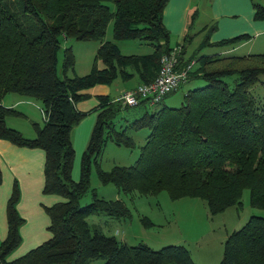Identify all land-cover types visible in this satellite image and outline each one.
Wrapping results in <instances>:
<instances>
[{
	"label": "trees",
	"instance_id": "trees-1",
	"mask_svg": "<svg viewBox=\"0 0 264 264\" xmlns=\"http://www.w3.org/2000/svg\"><path fill=\"white\" fill-rule=\"evenodd\" d=\"M167 1L0 0V138L42 148V190L61 196L44 206L50 236L9 258L21 242L19 228L24 221L17 209V180L13 181L6 202L7 230L0 241V264H89L97 257L104 259L102 264H199L184 244L169 243L159 248L144 241L127 244L89 222L87 217L92 213L117 217L129 214L121 198L98 196L90 187L92 164L102 183L111 182L125 193L166 189L172 199L200 197L214 213L240 202L243 189L248 188L250 205L264 208V106L255 104L249 89L264 75V52L196 56L194 51L184 58L183 44L176 69L192 59L193 63L186 79L175 89L189 80L191 73L203 77L206 83L188 87L178 106L163 103L127 116L129 108L145 105V100L130 106L112 95H98L94 107L98 111L81 153L79 176L72 177L71 130L86 114L78 109L77 101L85 98V90L95 84L109 85L118 77L132 76L139 82L149 81L155 76L161 53L172 47L170 31L163 22ZM252 7L253 17L264 19V4L252 2ZM110 20L115 41L141 39L152 50L122 53L114 40L105 39ZM62 36L98 41L87 73L68 74L74 64L70 45L64 46L61 74L57 72ZM249 37V33H240L212 42L207 34L197 49L208 44L235 45ZM97 59L101 61L99 66ZM229 75H236L232 84L224 79ZM7 92L38 100L47 118L42 124L34 122L35 136H24L7 124V115L21 113L2 103ZM141 127L149 132L135 162L103 169L99 160L106 142L133 146L127 130ZM90 188L91 200L81 204L80 198ZM220 264H264V216L252 214L228 234Z\"/></svg>",
	"mask_w": 264,
	"mask_h": 264
},
{
	"label": "rangeland",
	"instance_id": "rangeland-1",
	"mask_svg": "<svg viewBox=\"0 0 264 264\" xmlns=\"http://www.w3.org/2000/svg\"><path fill=\"white\" fill-rule=\"evenodd\" d=\"M247 1L251 7L252 2L264 4V0ZM191 4H194L195 6L192 8L191 5L192 9L188 13L191 14L194 10H196L197 15L193 18V23L191 25V30L195 32V34L191 37L189 51H195L196 56L203 53L212 54L224 52L244 54L248 49L255 52H264V30L258 31L256 35L250 33V36L252 35L250 37V41L252 42H248L237 50L234 49L233 51H225L231 46V43L225 45H204L197 49L199 43L207 34L211 36L214 33L216 27L211 30L209 28L212 23L215 22L211 19L212 7L214 9V13L218 12V10L215 9V7H217V1H215V6L214 0H192ZM227 10L229 11H224L226 15L232 12H238L240 17L235 18L237 20H241L246 17L244 6L235 7L232 11L231 9ZM188 22L190 23L189 20ZM241 32L230 35L229 37L240 34ZM105 39L114 40L112 33V20H110L107 24ZM61 40V47L58 51L57 72L61 74V61L64 46L70 45L74 55V64L72 68L68 69V74L87 73L92 66L98 41L94 39L83 40L64 36L61 37ZM170 40L174 41L175 36H173V38L171 36ZM177 41L182 42L181 40L179 41V39ZM115 42L119 46L120 51L125 54H141L152 50V46L147 41L141 39L123 38L116 39ZM97 64L98 66L101 64L99 59H97ZM195 66L196 64L194 67ZM193 74L195 73H191L190 75H192V77L189 80L184 81L177 89L168 93L159 103L154 105L146 103L145 105L137 106L139 107L138 114L142 113L144 110H151L154 107H159L163 103L170 106H178L181 104L183 100V93L188 87L204 85L206 83V80L203 77ZM235 77L236 75H229L225 76L224 79L232 84ZM137 83V76H132L129 79H122L118 77L111 84H109V86L112 87L111 92L115 94L116 91L114 90L119 89V87L121 88V86L124 85L123 87L126 86L129 88L135 86ZM116 86L118 88H116ZM249 89L255 98V104L257 106H264V75H260L259 80H257ZM8 93L10 95H21L15 92ZM23 97H28L36 103L26 101L27 103L23 105L24 109H21L22 107H16L21 110L20 114L7 115L6 117L9 118V122H12L13 120L17 124V128L24 136L33 137L36 134L34 122L42 124L44 120L40 112L38 100L26 95H23ZM122 112L124 113L125 111ZM80 121L77 123L78 125L74 127H78L82 123H80ZM148 132L149 129L147 127L128 129L127 133H130L133 138V146L117 144L112 140H108L100 156V166L103 169H110L114 164L129 165L134 163L138 157L140 146L144 143ZM76 146L78 149L77 147L76 149L74 148L72 175L77 167L76 175L79 176L80 157L84 148L79 149V143L76 144ZM44 159L45 156L43 161ZM34 160L37 163V160L34 157H31V161ZM31 172L33 176L36 175L35 170ZM6 176V173L4 175V171L2 170L3 181H5L4 178ZM14 180L15 177L8 180L10 183V192L12 190ZM16 180L20 198V183L17 178ZM90 187L94 188L98 196H103L105 198H121L128 207L129 214L124 217H117L102 212L92 213L87 217L89 222L96 223V225L99 226L106 234H113L117 238L125 241L127 244H137L139 241H144L153 248H159L169 243L184 244L189 249L192 259L199 264H220L224 241L228 234L232 230L242 226L250 215L258 214L264 216V208L250 205L248 188L243 189L240 202L228 205L220 211L211 213L207 208L206 201L197 196H181L172 199L166 189H161L155 193L141 194L138 191L125 193L119 190L116 185L111 182L102 183L97 176L94 164H92L90 171ZM39 188L41 187L39 186ZM91 188L80 198L81 204L91 200ZM42 193L45 194L43 191ZM33 214L34 213L30 211L29 218ZM5 235L6 233L2 234L0 231V241L5 237ZM20 235L21 242L19 246L23 247L25 245V248L19 253L14 252L15 255L25 252L29 248L44 240V237H42L39 240L30 241L28 239V234H25L23 231H20ZM10 256L11 253L9 254V258ZM103 261V258L97 257L91 259L89 264H102Z\"/></svg>",
	"mask_w": 264,
	"mask_h": 264
},
{
	"label": "crops",
	"instance_id": "crops-1",
	"mask_svg": "<svg viewBox=\"0 0 264 264\" xmlns=\"http://www.w3.org/2000/svg\"><path fill=\"white\" fill-rule=\"evenodd\" d=\"M191 1L192 0H168L163 10V22L170 31V37L172 36L173 38V36H175L174 41H171L169 37V46H173L175 45V43H182V45L184 44V58H187L191 53L194 52L189 51V45L191 37H193L195 34V32L191 30V25L193 23V18L197 14L196 10H194L191 14L188 13L195 6L194 4H191ZM215 1H217V7H215V9H217L218 12L214 13V9L212 7L211 19L216 22V25L215 22L212 23V25H215L216 28L214 27V33L211 36L209 35L210 41H218L222 38L229 37L230 35L241 31H243L241 33H253L254 35H256L258 31L264 30V19H255L253 17L254 9L252 10L253 7L249 5L247 0H214V6ZM242 6L245 7L246 17L241 20L235 19L237 17H240L238 12H232L227 15L224 13V11H229L227 9H231L232 11V9H234L235 7ZM188 20L190 21V23L188 22ZM250 37L245 39L246 41L243 40L235 45H231L225 51H232L234 49L237 50L248 42L251 43L252 41H250ZM178 39L182 42H178ZM252 51L253 50L248 49L246 53ZM123 86H121V88L119 87V89L114 90L116 91L115 94L111 92L112 87L107 84H95L85 90V92L88 93L87 96L77 101L76 106L78 107V109L86 111V117L84 116L81 119L80 123H82L78 127H73L71 130V140L75 149L77 147L76 144L78 143L80 145L79 149H83L86 146L85 144L88 141V135L91 131V128L95 121L96 113L98 111L94 108L99 102L98 95L113 94L112 96L114 97L121 89L128 88L126 86ZM116 88L118 87L116 86ZM26 101L36 103L35 101L30 100L28 97H23V95H10L8 92L5 93L2 98V103L4 105L22 107L21 109H24L23 105L27 103ZM138 108L139 107H136L134 109L129 108L130 111H128L126 115L130 116L133 113L138 115ZM6 122L8 125L17 128V124L13 120L12 122H9L8 117H6ZM44 154L45 153L42 148L16 145L9 140L0 138V166L1 170L4 171V175L5 173L7 175L5 177L7 180L4 178L5 181L2 180L1 182L2 184H4H0V231L2 234H5L7 230L6 202L10 192V183L8 182V180L15 177V179H18L21 189L20 198L17 202V209L19 213L24 217V221L20 225V231H23L25 234L27 233L28 239L30 241H36L41 239L42 237L46 239L50 236V231L47 229V225L49 224V217L44 209V206L50 205L53 202L60 200L61 197L60 195L54 193H42L44 164L43 158L45 156ZM31 157H34L37 160V163L35 162V160L31 161ZM33 170H35V176L31 174V171ZM76 172L77 167L72 175L74 179H78ZM39 186L41 188H39ZM30 211H32L34 214L29 218ZM24 248L25 245L23 247H17L14 251H12L13 253L11 252L10 258L22 254L23 252L15 255L14 252L19 253Z\"/></svg>",
	"mask_w": 264,
	"mask_h": 264
},
{
	"label": "built area",
	"instance_id": "built-area-1",
	"mask_svg": "<svg viewBox=\"0 0 264 264\" xmlns=\"http://www.w3.org/2000/svg\"><path fill=\"white\" fill-rule=\"evenodd\" d=\"M181 49L182 43H177L161 53L159 69L155 76L149 81H140L135 86L121 89L114 96V100L130 106L137 105L141 100L150 104L162 101L169 92L186 79L190 64L193 63L191 60L182 68L176 69ZM39 108L43 120H46L45 111Z\"/></svg>",
	"mask_w": 264,
	"mask_h": 264
}]
</instances>
